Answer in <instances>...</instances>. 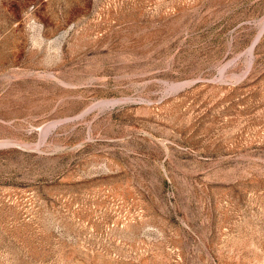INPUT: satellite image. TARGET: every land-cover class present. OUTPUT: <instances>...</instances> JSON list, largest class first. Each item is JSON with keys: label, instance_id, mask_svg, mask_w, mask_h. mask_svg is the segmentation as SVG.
<instances>
[{"label": "rangeland", "instance_id": "1", "mask_svg": "<svg viewBox=\"0 0 264 264\" xmlns=\"http://www.w3.org/2000/svg\"><path fill=\"white\" fill-rule=\"evenodd\" d=\"M263 22L0 0V264H264Z\"/></svg>", "mask_w": 264, "mask_h": 264}, {"label": "bare ground", "instance_id": "2", "mask_svg": "<svg viewBox=\"0 0 264 264\" xmlns=\"http://www.w3.org/2000/svg\"><path fill=\"white\" fill-rule=\"evenodd\" d=\"M263 31H264V22H263V25H262L261 29L258 31L257 35H256L255 38L253 39L251 45H250V46L247 48V50H246V53H247V55L249 56V59L251 58V56H252V52H253V49H254L255 45L257 44V42L259 41V39H260V37H261ZM248 65H249V64H248ZM45 129H46V128H45ZM45 129L42 130L43 133L45 132V131H44ZM45 134H46V133H45ZM43 135H44V134H43ZM42 137H44V136H42ZM3 142H4V141H3ZM10 143H11V142H10Z\"/></svg>", "mask_w": 264, "mask_h": 264}]
</instances>
